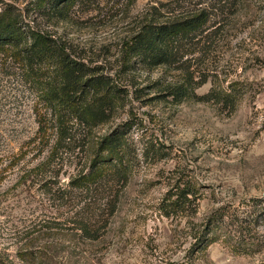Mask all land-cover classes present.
<instances>
[{
  "label": "trees",
  "instance_id": "1",
  "mask_svg": "<svg viewBox=\"0 0 264 264\" xmlns=\"http://www.w3.org/2000/svg\"><path fill=\"white\" fill-rule=\"evenodd\" d=\"M110 1L103 19L124 25L108 49L115 52L88 54L67 30L78 24V7H99L101 0H0V54L19 67L37 95V130L9 165L29 153L37 156L35 175L25 181L38 180L59 215L54 226L40 231L56 229L88 243L108 232L140 168L139 156L147 161L165 155L168 146L144 141L146 122L155 118L140 109L178 106L191 96L227 101L237 90L231 84L218 88L208 63L242 0H147L136 12L138 0ZM209 80L210 91L197 96ZM70 166L74 173L63 181ZM197 189L178 175L159 204L161 214L191 224ZM224 210L216 209L193 232V256L221 237L228 241L220 234L227 224ZM21 253L26 261L37 257L28 247Z\"/></svg>",
  "mask_w": 264,
  "mask_h": 264
},
{
  "label": "rangeland",
  "instance_id": "2",
  "mask_svg": "<svg viewBox=\"0 0 264 264\" xmlns=\"http://www.w3.org/2000/svg\"><path fill=\"white\" fill-rule=\"evenodd\" d=\"M146 2L138 0L132 12ZM110 6V0H101L99 7H78V24L67 30L88 54L115 52L108 49L124 25L103 19ZM208 64L217 87L231 84L235 97L207 101L191 96L174 107L141 108L149 113L146 118H155L146 122L144 141L168 146L165 155L147 161L139 156L140 168L108 232L88 243L62 237L56 229L40 231L42 225L54 226L59 215L40 182L25 181L35 175L37 156L29 153L9 165L37 130V95L19 67L0 54V264H189L192 258L193 264H264V0L241 1ZM212 85L209 80L198 88L197 96ZM139 134L134 131L135 137ZM67 172L63 181L74 166ZM178 175L198 188L191 224L187 218L168 219L159 210ZM222 206L227 224L220 234L228 241L221 237L193 256V232ZM26 247L36 252L34 262L22 258Z\"/></svg>",
  "mask_w": 264,
  "mask_h": 264
}]
</instances>
